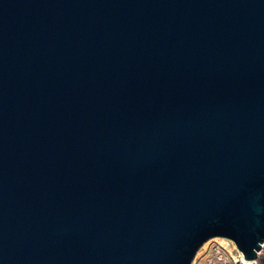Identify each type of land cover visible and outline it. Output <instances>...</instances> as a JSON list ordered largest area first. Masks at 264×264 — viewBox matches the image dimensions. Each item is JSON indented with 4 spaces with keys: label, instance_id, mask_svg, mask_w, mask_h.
I'll return each instance as SVG.
<instances>
[{
    "label": "water",
    "instance_id": "obj_1",
    "mask_svg": "<svg viewBox=\"0 0 264 264\" xmlns=\"http://www.w3.org/2000/svg\"><path fill=\"white\" fill-rule=\"evenodd\" d=\"M212 238H264V0H0V264Z\"/></svg>",
    "mask_w": 264,
    "mask_h": 264
},
{
    "label": "built area",
    "instance_id": "obj_2",
    "mask_svg": "<svg viewBox=\"0 0 264 264\" xmlns=\"http://www.w3.org/2000/svg\"><path fill=\"white\" fill-rule=\"evenodd\" d=\"M222 240L225 245L215 241L202 249L199 256L202 264H264V238L260 244V249L256 252L255 259L250 261L243 258L233 242L226 239Z\"/></svg>",
    "mask_w": 264,
    "mask_h": 264
},
{
    "label": "rangeland",
    "instance_id": "obj_3",
    "mask_svg": "<svg viewBox=\"0 0 264 264\" xmlns=\"http://www.w3.org/2000/svg\"><path fill=\"white\" fill-rule=\"evenodd\" d=\"M219 242L221 243L222 245H225V242L220 239V238H212V239H209L207 240L200 248L199 250L197 251V253L195 254L194 258H193V261L191 264H202L200 259H199V256H200V252L202 251V249H204L206 246H208L209 244H211L212 242Z\"/></svg>",
    "mask_w": 264,
    "mask_h": 264
}]
</instances>
